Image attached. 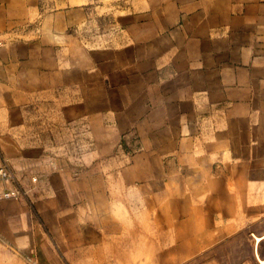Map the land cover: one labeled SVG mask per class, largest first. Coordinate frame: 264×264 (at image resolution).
<instances>
[{
    "label": "crops",
    "instance_id": "crops-1",
    "mask_svg": "<svg viewBox=\"0 0 264 264\" xmlns=\"http://www.w3.org/2000/svg\"><path fill=\"white\" fill-rule=\"evenodd\" d=\"M40 104L77 162L29 133ZM3 162L0 264H262L264 0H0Z\"/></svg>",
    "mask_w": 264,
    "mask_h": 264
},
{
    "label": "rangeland",
    "instance_id": "rangeland-1",
    "mask_svg": "<svg viewBox=\"0 0 264 264\" xmlns=\"http://www.w3.org/2000/svg\"><path fill=\"white\" fill-rule=\"evenodd\" d=\"M97 25L99 27H108L109 21L98 19ZM108 55L109 53L104 54L105 57ZM74 121V113L70 109L62 108L61 105L56 107L55 104L53 106L40 104L31 116L29 133L38 141L39 145L47 148V151L51 152L54 156L65 158L70 162H77V154H79L84 145L86 147L88 145L84 144V131H80L79 134L77 126L74 125ZM101 162L108 164V160L106 159L101 160ZM258 225L260 229L254 232L258 235L264 234V216ZM111 233L112 231L109 235ZM242 243L247 244V239L242 240ZM263 244L264 241L261 245ZM262 250L264 252V247ZM244 260L243 248H238L235 245L234 247L225 248L219 251V253L206 256L188 264H244ZM166 264H171L168 259L166 260Z\"/></svg>",
    "mask_w": 264,
    "mask_h": 264
},
{
    "label": "built area",
    "instance_id": "built-area-1",
    "mask_svg": "<svg viewBox=\"0 0 264 264\" xmlns=\"http://www.w3.org/2000/svg\"><path fill=\"white\" fill-rule=\"evenodd\" d=\"M25 193L11 168L5 162L0 163V199L21 200Z\"/></svg>",
    "mask_w": 264,
    "mask_h": 264
},
{
    "label": "bare ground",
    "instance_id": "bare-ground-1",
    "mask_svg": "<svg viewBox=\"0 0 264 264\" xmlns=\"http://www.w3.org/2000/svg\"><path fill=\"white\" fill-rule=\"evenodd\" d=\"M264 239V236H262V237H260V236H256V243H259L261 240H263ZM260 262L262 263V264H264V260H260Z\"/></svg>",
    "mask_w": 264,
    "mask_h": 264
}]
</instances>
